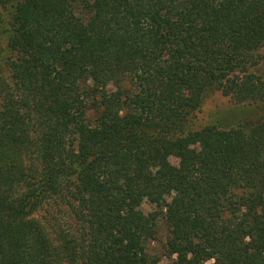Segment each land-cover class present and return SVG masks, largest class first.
Returning a JSON list of instances; mask_svg holds the SVG:
<instances>
[{"label":"trees","instance_id":"obj_1","mask_svg":"<svg viewBox=\"0 0 264 264\" xmlns=\"http://www.w3.org/2000/svg\"><path fill=\"white\" fill-rule=\"evenodd\" d=\"M3 31L0 264H158L163 226L175 264H264V0H0ZM216 92L260 116L195 130Z\"/></svg>","mask_w":264,"mask_h":264},{"label":"rangeland","instance_id":"obj_2","mask_svg":"<svg viewBox=\"0 0 264 264\" xmlns=\"http://www.w3.org/2000/svg\"><path fill=\"white\" fill-rule=\"evenodd\" d=\"M8 55L7 34L3 31L0 33V63L4 62ZM261 55L263 60L258 72L264 79V49H262ZM259 116L260 110L253 105H236L230 97L222 92L208 93L195 116L193 127L195 130H199L206 126L215 125L222 129H229L235 127L244 118L255 120ZM171 162L175 166L180 165V159H172ZM142 210L148 214L152 211V206L146 202L143 204ZM167 236V229L163 226L159 232V240L149 245L150 253L159 259L158 264H175L176 261V257H169L164 253L163 247L167 241ZM208 264H213V262Z\"/></svg>","mask_w":264,"mask_h":264}]
</instances>
